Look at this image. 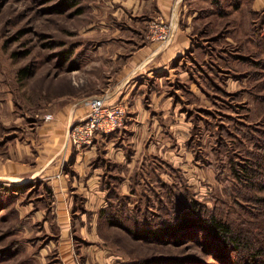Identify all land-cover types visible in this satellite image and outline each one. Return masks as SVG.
Wrapping results in <instances>:
<instances>
[{
	"label": "rangeland",
	"instance_id": "obj_1",
	"mask_svg": "<svg viewBox=\"0 0 264 264\" xmlns=\"http://www.w3.org/2000/svg\"><path fill=\"white\" fill-rule=\"evenodd\" d=\"M74 2L0 0V264H264V0H182L180 53L149 83L170 102L136 124L122 102L124 123L77 164L99 133L63 146L78 118L43 123L172 25L157 0ZM40 154L55 155L38 175L5 167ZM185 212L227 223L234 247L218 256L192 228L148 233Z\"/></svg>",
	"mask_w": 264,
	"mask_h": 264
},
{
	"label": "crops",
	"instance_id": "obj_2",
	"mask_svg": "<svg viewBox=\"0 0 264 264\" xmlns=\"http://www.w3.org/2000/svg\"><path fill=\"white\" fill-rule=\"evenodd\" d=\"M180 2H182V0H157L156 2L159 11L164 15L170 16L171 25H172V34H173L170 39V43L168 42L167 44H164L160 48L157 46L155 42L148 43L147 45H142L138 50H136L135 53L131 54V56H129V58L120 65L118 74L116 76V81L112 85H109L105 90H103L99 94L104 96L106 102H110V103L123 102L126 106L128 103L129 109L131 111H135L133 113L134 116H132L133 124H136L138 122L139 114L143 115L144 117V115L146 114V108H151V109H154V107L164 108L165 106L163 105V102L169 101L168 98H164L160 102V99L164 97L163 90L159 88L150 89L149 83L151 82L150 84H152L153 82H155L153 80L154 79L153 75H155L156 72L159 73L160 70H163L158 67H161L163 63L166 62L168 59H171L174 55L180 53V50H176V48L178 45L182 44L183 41H182V37H179L177 41L178 31L174 25L175 19L177 18L175 8L177 5H179ZM145 8L146 7H142V10H144ZM186 46L187 45L185 44V47ZM166 53H167L166 56L167 58L166 60H164L162 56L166 55ZM159 57H161L162 59H159ZM145 100L149 101V103H147L146 105L144 103ZM79 101L77 100L76 103L73 104L69 103L67 105H62L57 111H54L52 113L54 119L50 122L43 123V127L44 125H47L48 127L46 128V130L49 131H51L52 128L54 129V126L58 127L59 129L62 128L64 129V127L67 126V122L84 116L88 112V104L86 103V99H85V106L83 104H80ZM151 104H153V106ZM161 104L162 106H160ZM168 107H170V105H168ZM66 128H68V126ZM43 130H45V128ZM43 133L46 132L43 131ZM66 136L67 134L63 139V143H64L63 146L65 145ZM105 137H106L105 134H101V133L97 134L94 138V143L92 144V147L90 148L87 147L80 153H77L74 159L75 164H77L78 158L85 159V154L90 157L91 152H93V150L90 149H93L95 144L99 142L100 139H103ZM68 153L70 154L69 150H66L67 157L69 156ZM117 153H119V151L116 152L115 154L117 155ZM54 155L55 154L46 156L40 154L39 156L36 155L34 159L30 158L29 161L27 162L28 164L27 166H19L18 163L11 162L9 164L6 163L5 167L10 169L11 175L14 174V172H17L18 169H20V171L25 173L27 177H31L30 174L34 176L36 174L38 175L39 173L37 167L40 165L36 167L37 163L41 164L42 166H46V163L49 162V160ZM135 155L132 156L133 160L131 161L132 163L130 165L131 168L134 167L135 165V157H136ZM13 158L15 157L13 156ZM45 160L46 163H44ZM32 161H34L33 162L34 164L30 165ZM15 169L17 170L15 171ZM34 169L37 170L38 172H36Z\"/></svg>",
	"mask_w": 264,
	"mask_h": 264
},
{
	"label": "built area",
	"instance_id": "obj_3",
	"mask_svg": "<svg viewBox=\"0 0 264 264\" xmlns=\"http://www.w3.org/2000/svg\"><path fill=\"white\" fill-rule=\"evenodd\" d=\"M171 27L160 23L154 37L166 44L171 37ZM88 112L71 124L67 133V143L76 147L91 144L96 133H109L119 128L126 117V106L122 102H106L104 96L86 98ZM50 115H45L49 117Z\"/></svg>",
	"mask_w": 264,
	"mask_h": 264
},
{
	"label": "trees",
	"instance_id": "obj_4",
	"mask_svg": "<svg viewBox=\"0 0 264 264\" xmlns=\"http://www.w3.org/2000/svg\"><path fill=\"white\" fill-rule=\"evenodd\" d=\"M67 2V0H64ZM74 0H69V4H74ZM23 71H25L23 69ZM26 74V73H25ZM197 229L204 233L207 236L211 243L217 246V255L225 256L224 252V244L226 241L231 245H235L236 236L230 230V227L227 223L222 220L217 219L214 216H209L207 218H202L199 216H195L194 214H190L189 212L182 213L178 220L172 221L160 226H155L148 231V233L153 234L154 236H158L159 234H165L169 237H178L181 236L188 229ZM175 240L174 238H171Z\"/></svg>",
	"mask_w": 264,
	"mask_h": 264
}]
</instances>
